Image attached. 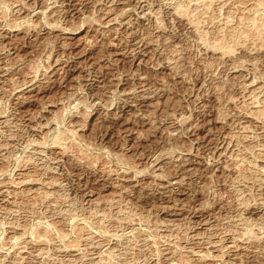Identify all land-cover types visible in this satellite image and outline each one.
Returning <instances> with one entry per match:
<instances>
[{
  "label": "rangeland",
  "instance_id": "obj_1",
  "mask_svg": "<svg viewBox=\"0 0 264 264\" xmlns=\"http://www.w3.org/2000/svg\"><path fill=\"white\" fill-rule=\"evenodd\" d=\"M0 264H264V0H0Z\"/></svg>",
  "mask_w": 264,
  "mask_h": 264
}]
</instances>
